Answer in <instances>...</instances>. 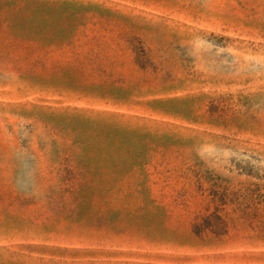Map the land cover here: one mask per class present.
Returning <instances> with one entry per match:
<instances>
[{"label": "rangeland", "instance_id": "obj_1", "mask_svg": "<svg viewBox=\"0 0 264 264\" xmlns=\"http://www.w3.org/2000/svg\"><path fill=\"white\" fill-rule=\"evenodd\" d=\"M0 264H264V0H0Z\"/></svg>", "mask_w": 264, "mask_h": 264}]
</instances>
